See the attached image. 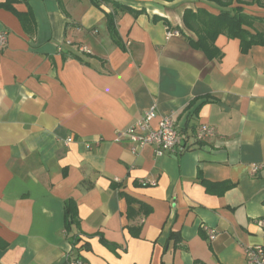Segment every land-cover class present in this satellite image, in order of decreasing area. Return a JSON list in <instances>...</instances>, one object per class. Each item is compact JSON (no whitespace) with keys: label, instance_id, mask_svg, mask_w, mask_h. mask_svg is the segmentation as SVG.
<instances>
[{"label":"crops","instance_id":"1","mask_svg":"<svg viewBox=\"0 0 264 264\" xmlns=\"http://www.w3.org/2000/svg\"><path fill=\"white\" fill-rule=\"evenodd\" d=\"M117 1L143 11L116 12L114 30L102 0L0 5V264H245L246 247H264V47L241 52L223 34L219 57L192 47L183 14H218L214 2ZM153 104L214 136L179 153L131 152L117 132Z\"/></svg>","mask_w":264,"mask_h":264},{"label":"trees","instance_id":"2","mask_svg":"<svg viewBox=\"0 0 264 264\" xmlns=\"http://www.w3.org/2000/svg\"><path fill=\"white\" fill-rule=\"evenodd\" d=\"M13 0H5L0 2L1 6L13 9L11 3ZM110 3L114 12L106 13L107 23L109 27L115 29V13L130 12L133 15L141 13L143 10H135L130 6L121 3L117 0H102ZM214 2L222 9L218 14H212L203 8H198L193 11L185 10L183 14V22L185 27L195 33L196 39L188 37L192 47L203 51L208 57H219L221 52L215 46V39L218 35L223 34L229 38L239 40L241 52H247L252 46L260 45L264 47V18L243 11L242 5L255 4L264 8V0H207ZM233 3L237 6L231 7ZM228 8V9H227ZM19 18L24 21H31L32 14L17 13ZM169 28V27H168ZM170 29V28H169ZM182 32L179 28H176ZM205 185L207 182L202 180ZM74 204H66V226L67 232L71 230L73 224H76ZM149 208H147V212ZM77 236L72 237V242L75 243Z\"/></svg>","mask_w":264,"mask_h":264},{"label":"built area","instance_id":"3","mask_svg":"<svg viewBox=\"0 0 264 264\" xmlns=\"http://www.w3.org/2000/svg\"><path fill=\"white\" fill-rule=\"evenodd\" d=\"M180 32L177 29H166V36H177ZM7 33L0 30V49L5 45ZM71 44L70 40L66 41ZM83 50V47L80 48ZM157 119L154 128L152 121ZM214 128L206 123L196 125L190 132H186L176 126V122L170 115H158L156 106L151 105L141 119L129 125L124 130L117 132V140H125L130 143V150L136 153L141 147L150 145L156 156L168 153H179L188 148L189 144L203 141L214 136ZM72 137H67L65 143L71 142ZM258 166L253 165L252 171H256ZM142 185H146V180H141ZM201 228L205 231L209 240L217 236L215 229L202 224ZM245 264H264V247L249 246L244 249ZM63 264H85L81 257L66 258Z\"/></svg>","mask_w":264,"mask_h":264}]
</instances>
